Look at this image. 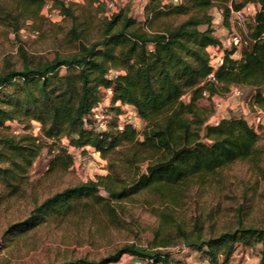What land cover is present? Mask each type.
<instances>
[{"label":"trees","instance_id":"obj_1","mask_svg":"<svg viewBox=\"0 0 264 264\" xmlns=\"http://www.w3.org/2000/svg\"><path fill=\"white\" fill-rule=\"evenodd\" d=\"M43 2L0 0V26L17 33L26 22L44 21ZM101 3L53 0L61 20L49 24L57 25L62 36L54 30L52 58L30 55L20 47V65L7 63L0 72V204L18 193L45 141L64 138L75 148L89 146L107 162V174L65 187L34 205L21 222L3 232L9 240L46 222L86 216L97 208L112 221V204L144 192L176 206L184 188L206 184L234 163L245 162L264 177L263 135L241 116L217 114L215 105L232 88L248 90L249 107L264 116V0H182L166 7L148 0L142 21L130 16L128 8L97 20L102 5L105 12ZM247 3L256 9L242 22L247 21L241 45L223 49V64L214 70L209 51L221 48V41L214 33L211 10L219 9L228 27L231 9L242 10ZM77 7L89 10L91 24L81 22ZM237 51L239 57L234 58ZM212 72L215 82L207 79ZM105 89L112 91L106 111L110 118L105 129L96 130L89 116ZM121 106L134 109L142 124L139 130L117 129ZM215 117L217 125L212 123ZM8 122L24 130L37 123L39 136L7 133ZM181 147L187 149L171 166L150 174L140 170L146 162L167 160ZM57 151L52 164L73 168L65 148ZM151 211L160 224L150 249L126 244L96 260L81 257L56 264H113L123 255L147 264H193L173 259L164 250L187 240H206L189 247L202 252L203 264H230L237 245H259L257 264H264V227L243 225L239 215L232 230L203 239L199 215L186 228L188 224L167 211ZM0 264L7 261L0 258Z\"/></svg>","mask_w":264,"mask_h":264},{"label":"rangeland","instance_id":"obj_2","mask_svg":"<svg viewBox=\"0 0 264 264\" xmlns=\"http://www.w3.org/2000/svg\"><path fill=\"white\" fill-rule=\"evenodd\" d=\"M106 0H100L105 3ZM120 8H128L129 15L137 21L144 17V6L147 0H115ZM238 1V0H237ZM101 3V4H102ZM94 8L100 7L97 3ZM82 15L81 22H91L89 10L77 7ZM104 6L97 13V20L104 17ZM213 29L220 41H224L230 34L242 37L245 32L244 24H237L230 19L229 26L222 23V16L217 8L211 10ZM91 24V23H90ZM54 30L59 32L57 25H50L46 21L26 22L17 33L0 26V72L7 63L14 67L20 65L19 48L23 47L28 54L52 58L54 45ZM90 35L94 31L90 27ZM241 98L234 99L227 95L216 99L217 114L241 116L249 124H253L256 117H261L259 125L255 128L259 135H263L261 145L264 144V116L249 107V92L242 90ZM186 99V97H184ZM109 107V106H108ZM107 107V110L108 109ZM109 113V111H108ZM110 115V114H109ZM37 123L24 130L17 123H6L4 130L10 134L30 132L39 136ZM67 139L59 141H45L40 154L28 169L26 180L18 193L8 196L0 204V258L7 264H56L65 260L86 257L96 260L126 244H135L138 247L150 249L154 232L159 227L160 218L151 210L167 211L176 220L188 224L199 215L203 224V239L210 234H218L232 230L236 226L237 215L246 226L264 227V177L259 171L247 163H234L218 173V177L200 186L184 188L180 194V202L170 206L166 199L154 193L135 196L128 201L112 204L115 206L114 220L98 208L90 214L69 215L60 220L49 221L40 227L17 236L13 240L4 237L3 232L12 224L21 222L31 211L34 205L46 197L77 182L94 179L97 175L107 174V162L100 156H91L84 150V155L92 161L86 172H81L76 160H72L73 168L66 170L52 164L59 148H65ZM71 157V156H70ZM152 163L142 164L140 170ZM173 259L183 260L193 264L205 262L201 251L185 247L182 242L164 249ZM260 246L245 248L237 245L230 258V264H257ZM247 257V258H246ZM133 264L130 258H124L122 263Z\"/></svg>","mask_w":264,"mask_h":264},{"label":"built area","instance_id":"obj_3","mask_svg":"<svg viewBox=\"0 0 264 264\" xmlns=\"http://www.w3.org/2000/svg\"><path fill=\"white\" fill-rule=\"evenodd\" d=\"M66 1L79 2L81 0H66ZM159 1L162 7H166V6L178 5L181 3L182 0H159ZM119 8L120 7L116 5L115 0H106L105 12L103 15L105 17H110L113 13L117 12ZM40 14L43 17L44 21H46L48 24L56 23L61 20V15L59 11L53 7V0H44ZM248 14H249L248 10L231 9V18L237 24H241L245 20ZM240 45H241L240 36L238 34L233 33L230 34L228 37H226L223 42L221 41V48H211L209 51V57H210V64L213 67V69L215 70L223 64V55H222L223 49L231 48V47H239ZM116 76L117 73L115 72H112L110 74V77L112 78H115ZM207 79L211 82H215L214 73L212 72L211 74H209ZM242 95L243 92L239 88H232L230 92L227 94L228 97L234 99L241 98ZM111 97H112L111 89L103 90L100 102L92 109V112L89 117L92 121L91 126H94L96 130H103L106 128L107 121L110 118V115L106 112V110L107 107L111 104ZM115 105H119V103H116ZM216 107L220 108V104L216 105ZM121 111L122 112L118 115L117 129L119 131H122L124 127L130 126L136 130H139L142 124H141V120L137 116L134 109L129 106H121ZM261 118L262 116L256 117L254 123L250 125L253 128H256L259 125ZM218 121H219L218 117H215L212 122L213 125H217ZM85 127H87V125H85ZM37 130L39 131V126L37 127ZM84 150L88 152V154H91V156L99 157V153L89 146L82 148H75L70 145L67 146V152L69 153V155L73 160H76L77 167L81 172H86L89 166L92 164V161L88 158V156L84 155ZM124 258L132 259L133 264H147V262H142L135 257H130L126 255H123L117 263H122Z\"/></svg>","mask_w":264,"mask_h":264},{"label":"water","instance_id":"obj_4","mask_svg":"<svg viewBox=\"0 0 264 264\" xmlns=\"http://www.w3.org/2000/svg\"><path fill=\"white\" fill-rule=\"evenodd\" d=\"M186 149H187V147H181L179 149L173 150L172 155L167 160L162 161V162H157V163H154L152 165L147 166L145 168L146 174H150L153 171L159 170L161 168H167V167L171 166L174 163L177 156L179 154H181L183 151H185ZM205 242H206V240H187V241L183 242V245L185 247L200 246Z\"/></svg>","mask_w":264,"mask_h":264},{"label":"crops","instance_id":"obj_5","mask_svg":"<svg viewBox=\"0 0 264 264\" xmlns=\"http://www.w3.org/2000/svg\"><path fill=\"white\" fill-rule=\"evenodd\" d=\"M232 1V0H230ZM248 10L249 14L250 15H253V13L255 12V9H256V5L253 4V3H247L244 8H242V10ZM219 10V9H218ZM220 11V10H219ZM221 13V11H220ZM222 16V15H221ZM234 58H238L239 57V52L237 51L234 55H233Z\"/></svg>","mask_w":264,"mask_h":264}]
</instances>
